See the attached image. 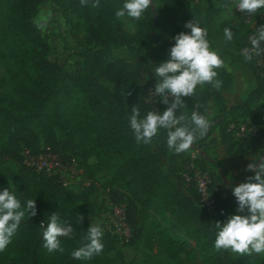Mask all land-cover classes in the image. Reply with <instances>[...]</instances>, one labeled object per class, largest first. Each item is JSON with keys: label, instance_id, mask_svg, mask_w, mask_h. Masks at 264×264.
Segmentation results:
<instances>
[{"label": "trees", "instance_id": "16d2710c", "mask_svg": "<svg viewBox=\"0 0 264 264\" xmlns=\"http://www.w3.org/2000/svg\"><path fill=\"white\" fill-rule=\"evenodd\" d=\"M70 1L74 9L89 17L92 0H89L87 6H81L79 0ZM160 1L164 5H173L180 0ZM210 2L211 0L178 2V18L164 34L155 36L161 51L169 52L174 46L173 37L179 33H189L190 29H186L184 25L193 20L207 30L210 48L217 47L222 53H230L229 48L235 51L233 57L242 61L252 72L256 87L240 104L227 109L221 94L228 89L231 74L225 66L216 69L217 78L223 82L222 87L215 90L211 85H204L202 90H196L194 96L185 98V104L196 112L206 114L208 101L213 98L219 107V114L212 120L203 139L197 140L187 152L174 155L166 146L165 131L160 130L150 144L137 145L128 123L133 106L138 105L141 118L151 111L150 105L140 93L148 86L155 85L157 77L149 80L140 69H133L127 60L111 56L112 45L130 48L133 42L142 41L145 35L154 31L153 19L139 20L138 30L131 37L115 17V12L123 6L121 0H100V7L95 8V16L90 23V39L94 46L84 52V65L87 69L99 70L109 83L119 87L127 95L129 109H126L118 101L116 94L95 77L66 74L62 79L59 78L58 64L46 58V46H38L32 37V33L36 31L32 21L33 0H0V63L19 91L21 107L26 114L24 119L28 124H37L43 131H49L53 125L61 123L63 131L73 130L75 133L73 142H32L28 133L25 134L19 128L18 119L7 117L6 122H0V190L8 187L12 191L10 180L19 176L18 190L15 193L17 198L22 206L26 200L35 199L37 209L35 217L26 216L21 221L11 243L4 252H0V264H115L103 255L106 249L117 244L106 233H103L101 241L104 245L103 252L91 260H76L70 255L81 246V237L87 229L75 232L72 239L60 238L65 248L63 254L49 253L43 247V229L39 226L45 211H48V216L58 212L61 221L72 224L77 204L81 205V210L87 211L91 204L89 199L100 193L91 187L81 191L67 189L56 178L46 177L26 166L22 150L27 148L37 153L42 145H50L53 150L74 157L88 177L93 178L99 172L107 175L105 184L110 187L111 200L125 205L126 220L131 228V236L125 244H134L149 228L148 232L157 246L172 258L185 253L187 259L200 256L203 264H264V258L260 255L236 257L230 251L217 252L214 249L218 231L215 223L225 222L220 218L223 198L227 197L228 202L225 201L224 204H229L230 199H233L232 189L248 182V178L255 173L248 171L228 180L226 169L211 156L204 142L215 128L218 117H222L221 142L228 154L235 152L233 140L226 130L230 121L251 120L258 124L259 135L248 141L247 150L264 144V74L250 61H245L240 53L248 41V27L235 15L218 21V6L224 7L226 0L217 1V6ZM253 16L257 19V28L264 24V14ZM225 28H230L234 33L233 41L225 42ZM2 85L3 81L0 80V86ZM260 99H263V103L259 111L252 109ZM157 108L160 113L167 108L160 102L159 96ZM181 114L191 115L183 109L177 112L178 116ZM26 129L28 132L32 131L31 128ZM197 148L199 153L196 161L200 168L208 170L205 164H210L219 170L215 179L212 176L210 186L215 201L212 213H208L202 206L193 182L186 181L184 177L190 163V154ZM90 158H94L95 162H89ZM161 158L168 161L170 168H174L175 176L166 175L161 170ZM8 160L15 164L17 170L4 164ZM221 171L226 176V184ZM118 185H123L130 191L129 202L126 194L117 188ZM131 203L139 207L140 211L149 212L153 220L135 226L131 221ZM118 264L127 263L120 261Z\"/></svg>", "mask_w": 264, "mask_h": 264}, {"label": "clouds", "instance_id": "9594fccd", "mask_svg": "<svg viewBox=\"0 0 264 264\" xmlns=\"http://www.w3.org/2000/svg\"><path fill=\"white\" fill-rule=\"evenodd\" d=\"M81 6H87L89 0H79ZM232 5L241 14L249 16L264 14V0H231ZM152 0H125L123 6L115 12L116 19L128 18L139 21L145 10L149 9ZM93 8L100 7V0H92ZM224 7H228L226 0ZM51 14H41L34 23L43 31L48 24ZM127 22V21H126ZM189 33L181 32L175 37L174 46L169 49V58L154 67L157 77L154 91L150 96L159 95L160 102L167 106L162 113L149 111L141 118L138 105L131 108L128 118L129 127L137 145H148L160 130L166 132V146L174 154L187 152L194 143L203 139L211 121L207 114L193 111L191 115H177L178 110L186 107L185 98L196 94L197 86L211 85L215 90L222 87L216 69L225 66L217 51L210 48L207 30L201 28L193 20L185 23ZM225 42H231L234 33L230 28L223 31ZM251 47L245 49V61L252 60V54L264 52V24L255 29L249 37ZM207 110H205L206 113ZM246 171L255 174L248 182L241 183L232 189L238 205L237 212L247 211V215H232L223 224L215 223L218 229L214 241L217 252L230 251L239 256L264 254V157L256 156L246 167ZM37 214L35 199H28L22 206L15 192L8 187L0 190V252H4L11 243L21 221L35 217ZM83 216L76 215L79 223ZM43 229V247L49 252L63 254L65 248L60 238L72 239L74 228L67 221H61L58 212L49 216V222ZM102 228L100 223L89 225L81 237V246L70 255L76 260H91L103 252Z\"/></svg>", "mask_w": 264, "mask_h": 264}, {"label": "rangeland", "instance_id": "374dc122", "mask_svg": "<svg viewBox=\"0 0 264 264\" xmlns=\"http://www.w3.org/2000/svg\"><path fill=\"white\" fill-rule=\"evenodd\" d=\"M217 1L219 0H211L210 3L217 6ZM33 2V23L39 15L51 14L47 27L43 31L36 27V31L34 34L32 33V37L35 39L38 46L41 47L43 44L46 46V58L55 61L58 64L59 78L62 79L66 74H84L86 76L95 77L110 91L115 93L118 101L126 107V109H129L127 95L121 91L119 87L109 83L99 70L87 69L84 65V52L94 46L93 41L90 39V23L94 19L95 8L90 7V15L89 17H86L80 11L71 6L70 0H33ZM124 2L125 0H121V5H123ZM178 2H183V0ZM178 2L173 5H164L160 0H152V4L149 6V9L145 10L140 21L153 19L155 24L154 31L145 35L142 41L133 42L132 47L130 48H126L121 45H112L111 56L115 59L123 58L127 60L133 69H140L145 76H148L149 80H152V78L155 77L154 67L162 62H166L169 58V52L161 51L160 45L157 43L155 36L164 34L167 28L171 26L172 22L178 18L180 15ZM119 22L121 23L123 30L129 36H135L138 30V21H132L126 17L124 19H120ZM0 80L3 81V85L0 86V122H6L7 117L14 118V120L18 119L19 128L23 130L25 134L28 133L32 142L41 143L53 142L57 140L73 142L75 140L74 131H63L61 129V123L53 125L49 131H43L37 124L27 123L24 119L26 114L21 107L19 91L10 80L9 74L6 72L1 63ZM203 88L204 86H197V91H200ZM140 95L144 97L146 96V92L142 91ZM185 105L186 107L183 108V110L191 114L194 110L188 104ZM260 105L261 103H258L256 106L260 107ZM9 123H11V121H9ZM26 128H31L32 131L28 132ZM231 139L233 140V145L235 146V152L231 153V156L247 152L246 146L249 143L248 141L243 139H234L232 137ZM262 150L263 148L259 149L257 153L258 156L261 154ZM213 158L220 164L222 163L224 166V162L217 155H213ZM94 161V158L89 159V162ZM4 164L12 167L14 170H17L15 164L10 160L4 161ZM205 165L215 179L219 170L210 164ZM229 166L232 170H237V172H247L246 168L235 169L237 168V165L235 164H229ZM159 167L166 175L172 176L173 174V176H175L174 168H170L168 166V161L166 159L161 158L159 160ZM18 173L20 175L19 171ZM97 177L103 183H106L108 180L107 175L103 172H99ZM19 181V176L10 180L11 190L15 193L18 190ZM117 188L126 194L129 202L131 193L128 188L123 185H118ZM231 197L233 199H230L229 204H224L225 201L228 202V199L227 197L223 198L224 202L222 203L223 206L220 218L224 221L232 215H247L246 210L243 213L237 212L238 205L235 197L233 195H231ZM104 200L105 199L101 194H95L89 199V204H91L88 208L89 210L87 211L81 210V205L77 204L72 219V227L75 232L85 230L89 227V225L96 224L97 222L100 223L101 227L103 226V216L101 215V210L105 209ZM130 213L131 221L135 224V226H140L148 220H153L149 212L146 210L140 211V208L133 205V203H131ZM76 215L83 216L84 219L78 223L76 221ZM41 221L45 227H47V223L49 222L48 211H45ZM148 229L134 242V244H115L114 247L106 249L103 252V255L108 257V259L115 264H118L120 261L127 264H203L200 256L195 259H187L185 257V253H180L177 258L170 257L165 251H162L157 246L156 241L152 238ZM232 255L236 257L239 256L236 253H232ZM260 256L264 258V254H260Z\"/></svg>", "mask_w": 264, "mask_h": 264}, {"label": "built area", "instance_id": "2783aa9c", "mask_svg": "<svg viewBox=\"0 0 264 264\" xmlns=\"http://www.w3.org/2000/svg\"><path fill=\"white\" fill-rule=\"evenodd\" d=\"M234 15L248 27L250 30L249 37L252 36L257 28V19L252 15L241 14L232 5ZM244 46L240 53L242 57L247 54L245 49L251 47L250 41ZM264 48V44L261 45ZM250 60L252 65L258 68L264 74V52L252 54ZM155 85H150L143 91L146 92L144 100L150 105L151 111L158 112L157 98L159 95L150 96L154 91ZM227 132L234 139H243L249 141L259 135L258 124L251 120L230 121L226 128ZM199 149H194L190 154V163L187 172L184 174L186 181H192L202 206L208 213H212L215 206L214 197L210 189L213 181L212 174L206 169H201L197 163ZM23 163L34 171L43 174L46 177H54L65 188L73 191H81L84 188H95L104 197L105 209L101 210L103 216L102 232L113 238L118 245L125 244L131 236V228L126 220L125 205L123 203H114L110 198V187L103 183L97 176L88 177L78 161L68 155L53 150L50 145H42L39 152L33 153L24 148L21 152Z\"/></svg>", "mask_w": 264, "mask_h": 264}, {"label": "crops", "instance_id": "0c3cea01", "mask_svg": "<svg viewBox=\"0 0 264 264\" xmlns=\"http://www.w3.org/2000/svg\"><path fill=\"white\" fill-rule=\"evenodd\" d=\"M218 7L219 11L216 15V19L218 21L234 17V12L231 7H222L221 5H219ZM211 50L218 52L221 59L224 60L225 67L231 74L230 85L228 89L221 94V99L224 105L227 109H229L232 106L240 104L248 96V94L256 87V80L247 66L244 65L242 61H239L233 57V53H235V51L232 48H229L230 53H222L217 47H213L211 48ZM258 103L262 104L263 99H260ZM258 103L254 104L252 106V109L259 111L260 107L256 106ZM206 114L211 122L219 114V107L213 98L208 101ZM221 119L222 117H218V119L216 120L215 128L213 129L212 133L205 139L204 145L212 157L213 155H217L224 162V166H222L226 169L228 175L227 179L229 180L230 178L244 174L242 171L237 172V170H232L229 164L237 165V168L235 169L246 168L247 165L252 162V158L258 156L257 153L259 149L263 148L264 150V144L256 145L254 146V148H249L247 152H244L243 154L240 153L236 156H231L230 154H228L225 145L221 142ZM221 176L224 177V175H222V171Z\"/></svg>", "mask_w": 264, "mask_h": 264}, {"label": "water", "instance_id": "95a60500", "mask_svg": "<svg viewBox=\"0 0 264 264\" xmlns=\"http://www.w3.org/2000/svg\"><path fill=\"white\" fill-rule=\"evenodd\" d=\"M260 156L264 157V150L262 151V153L260 154ZM250 173L252 174V173H254V172H250ZM222 178H223V181H224L225 183H227L226 180H225V178H224V177H222ZM235 183H236V182H235Z\"/></svg>", "mask_w": 264, "mask_h": 264}]
</instances>
